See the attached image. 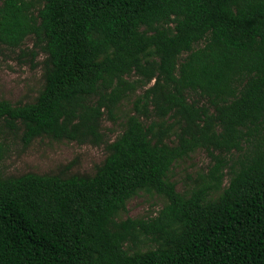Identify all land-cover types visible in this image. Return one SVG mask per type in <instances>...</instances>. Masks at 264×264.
Returning a JSON list of instances; mask_svg holds the SVG:
<instances>
[{
    "label": "trees",
    "instance_id": "16d2710c",
    "mask_svg": "<svg viewBox=\"0 0 264 264\" xmlns=\"http://www.w3.org/2000/svg\"><path fill=\"white\" fill-rule=\"evenodd\" d=\"M27 38L43 88L0 100L24 145H100L143 91L94 175L0 176V264H264V0H1L0 45ZM198 149L212 166L179 193L168 174ZM140 194L165 204L119 219Z\"/></svg>",
    "mask_w": 264,
    "mask_h": 264
},
{
    "label": "rangeland",
    "instance_id": "374dc122",
    "mask_svg": "<svg viewBox=\"0 0 264 264\" xmlns=\"http://www.w3.org/2000/svg\"><path fill=\"white\" fill-rule=\"evenodd\" d=\"M31 50L37 52L31 38L25 39L20 49H9L0 45V100L8 101L12 105H24L34 102L42 90L44 55L38 53L33 58ZM129 80L133 82L134 76ZM142 91L129 93L119 103L114 122L106 115L102 118L100 133L104 143L100 145L78 144L48 137L37 138L29 145H24L20 133L9 131L1 123L0 140L5 145V153L0 161V176L14 177L26 173L63 177L94 175L107 156L106 144L114 142L120 136L126 117L134 113V100ZM171 122L170 120L169 123ZM173 141L174 137L166 140L170 145ZM211 166L212 161L206 151L198 149L176 162L168 178L179 193L187 195L208 174ZM226 172L227 169L224 174ZM227 181L228 177L225 176L223 186ZM164 204L165 200L160 196L140 194L127 202L119 219H147L155 216Z\"/></svg>",
    "mask_w": 264,
    "mask_h": 264
}]
</instances>
